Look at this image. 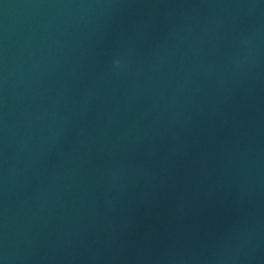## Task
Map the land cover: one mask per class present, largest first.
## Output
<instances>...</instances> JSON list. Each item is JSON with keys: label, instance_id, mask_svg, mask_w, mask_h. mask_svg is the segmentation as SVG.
Returning a JSON list of instances; mask_svg holds the SVG:
<instances>
[{"label": "water", "instance_id": "95a60500", "mask_svg": "<svg viewBox=\"0 0 264 264\" xmlns=\"http://www.w3.org/2000/svg\"><path fill=\"white\" fill-rule=\"evenodd\" d=\"M0 264H264V0H0Z\"/></svg>", "mask_w": 264, "mask_h": 264}]
</instances>
